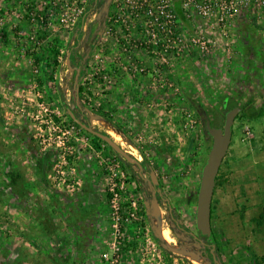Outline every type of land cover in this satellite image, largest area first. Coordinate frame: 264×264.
<instances>
[{"label":"rangeland","instance_id":"1","mask_svg":"<svg viewBox=\"0 0 264 264\" xmlns=\"http://www.w3.org/2000/svg\"><path fill=\"white\" fill-rule=\"evenodd\" d=\"M8 2L0 9V264H212L196 225L213 146L203 116L223 128L235 108L241 112L212 202L214 254L219 264H262L263 13L243 11L236 28L209 35L215 41L208 53L189 45L185 56L164 63L140 43L136 26L129 37L114 23V0ZM192 25L197 31L198 23ZM78 41L72 66L68 56ZM53 49L60 53L58 66L50 60ZM36 58H43L40 66ZM70 68L83 73V119L89 122V112L101 108L122 126L123 132L106 120L128 140L131 148L117 143L141 161L149 181V174L156 176L164 198L71 122L67 109L80 112L77 73ZM115 180L124 187L121 216L135 215L122 220L119 231L110 192Z\"/></svg>","mask_w":264,"mask_h":264},{"label":"built area","instance_id":"2","mask_svg":"<svg viewBox=\"0 0 264 264\" xmlns=\"http://www.w3.org/2000/svg\"><path fill=\"white\" fill-rule=\"evenodd\" d=\"M114 2L116 4L114 23L124 28L129 37L131 29L136 26L139 30L140 43L151 50L150 54L154 58L163 60L164 63H167L169 57H181L180 53L189 48V45L203 54L208 53L215 41L209 35L214 36L220 30L225 33L226 28L233 24L243 11L254 8L264 15V0H181L185 15L198 22V30L195 31L194 28L189 31L191 37L186 39L182 29L184 26L175 12L174 0H114ZM112 186L110 192L113 215L119 231V223L122 220L128 223L135 215L129 214L126 218L121 216L118 200L124 187L117 184L116 180Z\"/></svg>","mask_w":264,"mask_h":264},{"label":"water","instance_id":"3","mask_svg":"<svg viewBox=\"0 0 264 264\" xmlns=\"http://www.w3.org/2000/svg\"><path fill=\"white\" fill-rule=\"evenodd\" d=\"M110 1V0H109ZM68 63L71 64L70 54L68 56ZM70 71L73 73L76 72L75 76V106L77 111L81 114L86 113L87 111L82 105L80 98V80H81V71L80 69L70 68ZM225 107L227 106V100L225 102ZM241 109L235 108L227 113L225 125L223 128H213L210 122H207V129L209 131L210 136L213 140V146L211 153L209 155V159L203 169L200 189L198 193V203H197V211H196V225L198 231L201 233L203 237H206L210 242L209 244L213 247V260L215 264H219L217 261L214 251L216 248V239L212 229V202L216 187V180L219 175L221 166L223 161L230 149L232 136H233V127L236 118L240 114ZM67 113L69 117L73 120L75 124H77L81 129L85 130L89 134L99 138L101 141L106 143L112 151L125 163L132 166L136 172V176L139 180H143L146 183L150 184V186L159 194L161 198H164L163 191L161 189L160 183L156 176L149 174V178L151 182L146 177L145 166L141 163V161L132 158L125 150H123L117 143H115L112 138H110L107 134L102 132L101 130L94 127L91 123V115L94 113L89 112V122H86L82 118H78L77 114L73 112L71 109H67ZM118 130V129H117ZM131 142V141H130ZM192 148V144L188 153ZM154 216L158 217L161 212V207L159 204L153 207ZM148 216H151V213H147ZM154 231V225H153ZM184 232L189 233L183 229ZM202 244H206L203 240L200 241Z\"/></svg>","mask_w":264,"mask_h":264},{"label":"trees","instance_id":"4","mask_svg":"<svg viewBox=\"0 0 264 264\" xmlns=\"http://www.w3.org/2000/svg\"><path fill=\"white\" fill-rule=\"evenodd\" d=\"M174 8H175V12L177 13V16H178V18H179V20L181 21V23L183 24V25H190V23H189V18L185 15V13H184V10H183V8H182V2H181V0H174ZM1 9V8H0ZM91 11H93V8H89L88 9V11L87 12H85V14L83 15V17H82V19H81V26L85 23V17H87V15L91 12ZM28 17V16H27ZM6 31H7V29L5 30V29H3V39L4 40H6ZM81 35H82V32L80 33V35H79V38L81 37ZM78 45H79V41L77 42V44H76V46L75 47H73V48H71V51H70V61H71V64H72V66H75L76 65V57H77V53L75 52V49L78 47ZM52 56H51V58H50V60H53L54 61V63H55V66H58V58H59V56H60V53L58 52V50H56V49H53V51H52V54H51ZM42 59L43 58H36V62H37V64L40 66L41 65V63H42ZM53 74V73H52ZM82 75H83V73H81V77H82ZM50 79H53L52 77L50 78ZM82 92H83V89H82V87H81V89H80V98H81V100H83V98H82ZM226 99V98H225ZM225 102H226V100H224V104H223V106L225 105ZM92 113H94V114H96V115H98V116H100V117H102V118H104L105 120H107V121H109L116 129H118L119 131H121V132H123V130H122V128L121 127H119V126H116L115 124H113L112 123V121H110L108 118H106L105 117V115L103 114V110L101 109V108H99V110H93L92 111ZM70 118V117H69ZM71 119V118H70ZM71 122L73 123V124H75L74 122H73V120L71 119ZM207 122H208V120H207V118L205 117V116H203V125H204V132H205V138H212L211 136H210V134H209V131H208V129H207ZM85 133H87L88 135H90V136H92L93 137V140L95 141V142H99V143H101V144H104L105 146H107L108 147V149L109 150H111L112 151V149L106 144V143H104L103 141H101L99 138H97V137H95V136H93V135H91V134H89L88 132H86L85 130H83ZM105 134H107L106 132H104ZM125 134V133H124ZM190 146H191V144H190ZM50 158L49 157H47V158H45L43 161H42V163L40 164V167H39V172H41V171H43L45 168H46V166H48V164L50 163ZM13 177V178H12ZM11 180H15L16 181V178H18L17 177V175L15 174L14 175V171H13V173H12V176H11ZM217 181V180H216ZM143 214H144V217H145V219L146 220H150V217L146 214V210L144 209V211H143ZM185 231H187L186 229H184ZM188 232V231H187ZM199 232V231H198ZM155 237V236H154ZM155 239H156V241H158L159 243L161 242L160 240H158L156 237H155ZM198 240L199 241H201V240H203L205 243H210L208 240H207V238L206 237H203L202 235H201V233L199 232L198 233ZM209 256H210V258H211V260L213 261V253H211L210 251H209ZM262 264H264V256L262 257ZM253 264H255V263H253Z\"/></svg>","mask_w":264,"mask_h":264},{"label":"bare ground","instance_id":"5","mask_svg":"<svg viewBox=\"0 0 264 264\" xmlns=\"http://www.w3.org/2000/svg\"><path fill=\"white\" fill-rule=\"evenodd\" d=\"M92 122L95 123V125L103 128L106 130L107 135L112 138V140L117 143L119 142L123 147H127L129 145L128 140H126L123 135H121L113 126L110 125L104 118L98 116V115H93L91 118ZM118 144V143H117ZM120 144H118L123 150H125ZM128 148H131L128 146ZM127 154H129L132 158L137 159L135 156L131 154V152L125 150ZM133 153V152H132ZM138 160V159H137ZM167 231V230H166ZM164 238L166 240H170V235L169 232L164 233Z\"/></svg>","mask_w":264,"mask_h":264},{"label":"crops","instance_id":"6","mask_svg":"<svg viewBox=\"0 0 264 264\" xmlns=\"http://www.w3.org/2000/svg\"><path fill=\"white\" fill-rule=\"evenodd\" d=\"M5 3H6V5H4ZM7 3H9L8 0H5V1H4V4L0 1V7H1V9H2V8H3V9L7 8ZM1 4H2V5H1ZM246 11H247V10H246ZM239 19H240V18H239ZM193 21H194V20H193ZM237 22H238V21L235 20V21L233 22V24H231V25L233 26V28H236ZM189 23H190V25H189V24H188V25L186 24V25H183V26H184V28H185L188 32H189V31L191 32V30H194V27H193L192 24L196 25V23H198V22H196V21H195V22H192V19H190V20H189ZM84 24H85V23H84ZM84 24H83V25H84ZM235 42H236V41H235ZM191 48H192V47H191ZM192 49H193V48H192ZM186 52H187V49H185L183 52H181V53H180V56H181V57L185 56ZM181 57H179V58H181ZM114 124H115V123H114ZM115 125H116V126H119V127H121V128H123L122 126H120V125H118V124H115ZM118 132H119V131H118Z\"/></svg>","mask_w":264,"mask_h":264},{"label":"flooded vegetation","instance_id":"7","mask_svg":"<svg viewBox=\"0 0 264 264\" xmlns=\"http://www.w3.org/2000/svg\"><path fill=\"white\" fill-rule=\"evenodd\" d=\"M77 117H78V118H82L81 113H80V114H77ZM82 119H83V118H82ZM83 120H84V119H83ZM201 241H202V240H201ZM205 245L207 246V248H209L210 252L213 253V252H212V250H213L212 245L209 244V243H206ZM212 264H215V261H214V260L212 261Z\"/></svg>","mask_w":264,"mask_h":264}]
</instances>
